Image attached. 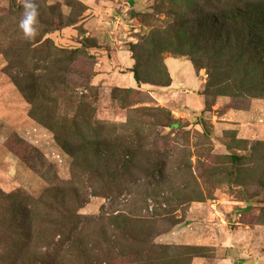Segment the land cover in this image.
<instances>
[{"label":"rangeland","instance_id":"1","mask_svg":"<svg viewBox=\"0 0 264 264\" xmlns=\"http://www.w3.org/2000/svg\"><path fill=\"white\" fill-rule=\"evenodd\" d=\"M239 1L34 0L27 40L24 0H0V264H264V68L233 49Z\"/></svg>","mask_w":264,"mask_h":264},{"label":"trees","instance_id":"2","mask_svg":"<svg viewBox=\"0 0 264 264\" xmlns=\"http://www.w3.org/2000/svg\"><path fill=\"white\" fill-rule=\"evenodd\" d=\"M236 5L237 6L232 5L233 7L227 10L228 17L226 18L228 20L229 25L232 26V24H236V28H238L230 29L233 36L235 34H238L235 40V44L233 45V49L234 51H236V56H247L248 53L253 52V54L255 55L251 58V62L246 60L247 70H249V66L253 63L256 58L260 59V68H264V66L261 65H264V60H262L264 57L263 52L259 51L257 47H254L253 50L251 45L246 41L250 38L248 36H251L253 33L256 32V30H261L262 32H264V2H259L258 0H242L241 2L239 1V3H237ZM253 37L256 42L254 45L258 44L259 40L263 38V36H261V38L256 41L257 36ZM140 64L141 62L137 57V59L134 61L133 66L129 68V72L133 74V77L137 82L141 81L139 73ZM252 74H254V78L252 79H254L255 82L250 84L254 87L256 86L257 89H262L264 91V83L261 82V80L264 78V75L262 76V78L258 77L259 71H257L256 69L252 72ZM257 77L259 80H257ZM177 124L178 123H171L172 126ZM32 224L33 221L29 223V225Z\"/></svg>","mask_w":264,"mask_h":264},{"label":"clouds","instance_id":"3","mask_svg":"<svg viewBox=\"0 0 264 264\" xmlns=\"http://www.w3.org/2000/svg\"><path fill=\"white\" fill-rule=\"evenodd\" d=\"M38 16V5L34 0H24L23 14L19 22V28L22 30L25 39L34 40L38 35L36 27L39 23Z\"/></svg>","mask_w":264,"mask_h":264},{"label":"crops","instance_id":"4","mask_svg":"<svg viewBox=\"0 0 264 264\" xmlns=\"http://www.w3.org/2000/svg\"><path fill=\"white\" fill-rule=\"evenodd\" d=\"M129 62V63H128ZM120 63H122V64H124L126 67H127V69H129V68H131L132 66H133V64H134V59L133 58H131V57H129L127 54H125V53H121L120 52ZM175 65H176V63H175ZM112 69H115V71H116V73L118 72V70H117V68H111L110 70L112 71ZM113 73H115V72H113ZM127 76H128V80H127V87H132L133 88V78H132V76L133 75H131L130 74V72H128L127 73ZM194 76H196L197 77V75H196V73L194 72ZM198 83H194V82H192V84H190L191 86H196ZM194 88H196V87H194ZM177 92H179V91H177ZM152 96V95H151ZM201 97V96H200ZM185 98H188V99H186L187 100V103L188 102H196V100L194 99V98H192V97H190V94L188 95V97L186 96ZM201 101H202V99H201ZM186 103V104H187ZM198 104V102L196 103V105Z\"/></svg>","mask_w":264,"mask_h":264}]
</instances>
